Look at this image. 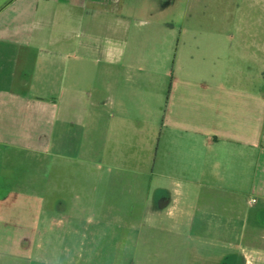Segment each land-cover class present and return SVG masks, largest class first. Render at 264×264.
Instances as JSON below:
<instances>
[{
	"label": "crops",
	"instance_id": "crops-1",
	"mask_svg": "<svg viewBox=\"0 0 264 264\" xmlns=\"http://www.w3.org/2000/svg\"><path fill=\"white\" fill-rule=\"evenodd\" d=\"M221 8L218 16V0H0V249L41 250L10 233L42 231L47 195L66 217V228L55 222L64 240L86 230L80 217L91 212L61 207L62 194L85 197L87 184L58 180L59 151H88L95 155L80 166L129 174L142 153L149 175L99 183L129 184L136 197L146 179V208L175 222L186 199L201 198L193 185L264 205V0ZM124 211L136 215L137 200Z\"/></svg>",
	"mask_w": 264,
	"mask_h": 264
},
{
	"label": "rangeland",
	"instance_id": "rangeland-1",
	"mask_svg": "<svg viewBox=\"0 0 264 264\" xmlns=\"http://www.w3.org/2000/svg\"><path fill=\"white\" fill-rule=\"evenodd\" d=\"M221 2L218 0V16L224 15ZM57 154L52 160L57 163L58 180L83 178L86 181L85 197H75L80 193L78 189L67 190L68 193L61 197L63 209L74 212V209L84 208L91 212L80 217L86 230L64 240L65 231L55 222L61 220V227L66 228V217L55 214L54 200H49L47 195V200L42 198L41 201L45 214L42 231L36 235L30 231L10 233L14 239L25 235L31 244L40 243L41 250L34 253L33 245L24 252L15 245H6L8 248L0 249V264H264V205L261 201L249 204L251 199L243 197L235 202L227 195L211 198L205 194V187L193 185L192 190L202 189L201 198L191 195L186 199L184 213L175 222L163 215H153L151 208H146L147 202H151L142 198L147 188L142 182L146 179L139 178L142 181H139L136 197L128 192L131 185L106 182L108 178L132 176L134 172L139 177L149 175L150 167L142 153L137 154L136 162H131L132 174L129 169L119 173L108 168L99 169L96 164L80 166L81 158L90 159L95 155L88 151H59ZM48 160L43 155L42 195L49 191ZM100 178L106 179L104 184L99 183ZM134 198L138 202V213L130 216L124 210ZM78 254L82 257L77 258Z\"/></svg>",
	"mask_w": 264,
	"mask_h": 264
},
{
	"label": "flooded vegetation",
	"instance_id": "flooded-vegetation-1",
	"mask_svg": "<svg viewBox=\"0 0 264 264\" xmlns=\"http://www.w3.org/2000/svg\"><path fill=\"white\" fill-rule=\"evenodd\" d=\"M237 261H238V257L236 256V257H235V262H237ZM235 262H234V263H235Z\"/></svg>",
	"mask_w": 264,
	"mask_h": 264
}]
</instances>
